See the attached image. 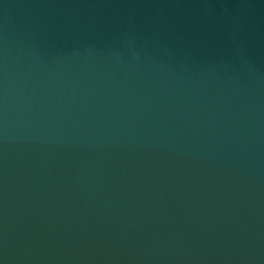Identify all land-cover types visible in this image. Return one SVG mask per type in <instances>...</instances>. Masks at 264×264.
Here are the masks:
<instances>
[{
	"label": "water",
	"instance_id": "obj_1",
	"mask_svg": "<svg viewBox=\"0 0 264 264\" xmlns=\"http://www.w3.org/2000/svg\"><path fill=\"white\" fill-rule=\"evenodd\" d=\"M0 264H264V0H0Z\"/></svg>",
	"mask_w": 264,
	"mask_h": 264
}]
</instances>
